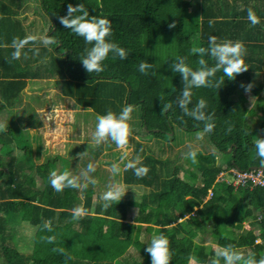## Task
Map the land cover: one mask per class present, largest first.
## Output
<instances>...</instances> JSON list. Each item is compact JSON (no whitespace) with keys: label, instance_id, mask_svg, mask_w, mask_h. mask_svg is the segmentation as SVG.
<instances>
[{"label":"trees","instance_id":"obj_1","mask_svg":"<svg viewBox=\"0 0 264 264\" xmlns=\"http://www.w3.org/2000/svg\"><path fill=\"white\" fill-rule=\"evenodd\" d=\"M20 1L23 0H0V44H10L15 37L30 35L17 17L15 6L20 5ZM38 2L43 17H48L51 23L49 35L58 44L52 45L51 51L42 45H27L30 47L26 46L24 51L27 49L30 53L39 47V54L33 52L32 58L28 55L24 63L26 69L22 68L20 59L11 58V44L5 48L0 46V116L25 87L27 77L56 76L58 73L57 82L63 94L74 99L77 106L103 115L108 110L119 113L126 105H132V115L139 117L141 132L171 142L177 138L176 129L203 130L202 122L184 115L178 106L177 97L181 95L183 82L181 75L171 70L176 58L186 57L189 66L197 68L200 57L191 54L190 50L208 47L209 38L215 36L218 41H242L247 49L245 64L249 69L234 80L224 77V84L219 89H192L189 109L203 98L207 104L206 114H214L215 128L206 134L214 152L204 154L198 150L197 163L189 161L185 171L180 166L167 171L168 166L163 161L146 156L142 162L149 168L147 175L137 177L133 170H126L125 189L137 183L154 188L141 196H123L107 209L94 190L86 189L83 197L76 188L55 191L46 175L49 169H56L52 161L36 166L44 188L37 187L32 175L28 174L23 180L21 171L16 169V158L27 156L30 143L23 138L21 130L6 128L0 131V244L7 264H151L150 255L145 251L151 238L141 239L144 227L147 233H163L168 237L170 264H211L216 250L203 237L207 233L214 237L218 248L231 245L238 251L244 248L247 254L255 253L257 259L264 256V220L255 216L256 210L264 214V186L236 188L226 181L217 183L223 170L261 167L254 145L258 136L264 138V91L252 76V71H264L261 60L264 43L260 35L252 31L243 33L244 21L226 17L222 6L214 0H204L200 12L192 10L193 0ZM78 2L84 4L90 16L110 19L112 35L108 39L129 53L127 59L113 58L110 53L103 62L102 72L85 70L80 58L91 45L64 28L57 19L66 13L68 3ZM172 22H175L174 28L169 27ZM204 59L210 65L214 63L209 56ZM40 60L46 64L47 73L30 72V62ZM141 62L152 65L146 74L139 71ZM221 77L222 71L217 72L216 79ZM249 83L253 87L246 92L241 85ZM256 101L260 104L258 110L254 108ZM169 103L172 107L162 112L164 105ZM256 114H259L260 123L254 118ZM130 125L132 132L128 145H141L133 137L135 133L141 134L134 128L138 124L130 122ZM229 128L232 129L230 132ZM16 152L23 155L17 157ZM68 169L65 164L60 170ZM186 177L190 182L185 180ZM210 189L213 196L207 198ZM80 202L88 215L74 220L72 210ZM133 207L135 213L132 216L129 211ZM187 215L190 216L186 223L179 221ZM14 217H20L25 226L37 227L32 255L19 252L12 231L7 232V223ZM129 217H132L131 221H127ZM251 217L259 222L260 228L247 226L237 239L227 235V230L241 226L240 223ZM46 223L51 231L44 227ZM208 224L212 226L211 231L207 230ZM49 237H54V241L50 243ZM131 245L134 250L128 251ZM54 249H63V253ZM126 252L131 254L123 259ZM121 258L122 262L119 261ZM221 264H224L223 260Z\"/></svg>","mask_w":264,"mask_h":264},{"label":"rangeland","instance_id":"obj_2","mask_svg":"<svg viewBox=\"0 0 264 264\" xmlns=\"http://www.w3.org/2000/svg\"><path fill=\"white\" fill-rule=\"evenodd\" d=\"M197 0L194 2L192 7L193 11L199 10L197 6ZM38 0H23L20 1V5L15 6L17 10V17H19L22 23L25 25L27 34L42 35L48 34L51 27L49 18L43 17L42 9L38 5ZM7 44H1L2 47H6ZM29 52L28 50H25ZM23 49V52H25ZM42 60L38 62H30L28 65V70L30 72H42L47 73V66ZM23 69H26V65H23ZM26 66V67H25ZM30 75V74H29ZM255 82L261 87L264 86V76L260 73L252 74ZM259 76V77H258ZM59 75L57 73L54 75H40L38 77H27V85L20 96L21 101L18 102V109L14 110L13 115H18L21 120L17 124L10 123L9 120L4 121V124L8 128L18 132L21 129L24 133L23 138L28 139L31 143V149L29 148V153L33 155V149L40 154V161L42 160V153L49 152L50 147L55 146V152L60 156V158H68L71 163V169L76 173L75 176H79L82 171L87 168L89 163L95 165V172L90 173V176L98 180V177H105L106 184H118L125 190L124 196H141L144 193H149L153 186L144 185V183H137L128 185L125 189V184L122 180L123 171L125 169V164L127 160L121 161L122 150L118 149L116 145L110 140L107 143H103L100 146H95L92 141V136L95 131V126L97 123L96 113L92 109H86L81 106H77L74 99L63 94L60 84L57 82ZM49 80V81H48ZM264 88V87H263ZM33 90V91H32ZM260 104L258 101L255 102L254 108L258 110ZM137 109V108H136ZM138 110V109H137ZM41 113V114H40ZM75 114L76 122L73 123L72 116ZM11 116V113L9 114ZM38 119L40 125L35 127H30L28 130L26 125L30 123L33 119ZM259 123L260 118L259 114H256L254 117ZM131 123L139 125V117L137 115H132ZM134 127L135 130H142L140 125ZM131 126V125H130ZM202 131H179L176 129V140L167 141L159 140L155 137H149V135L144 134L142 131L141 134L135 133L133 136L137 142H140L141 145L133 143L132 145L126 147V151L129 152L128 160H134L136 157H139L143 160L146 156H153L163 161L166 166H168L167 171H173L174 166H180L182 170H187L189 167V159L185 158V153L191 149L196 151L201 150L204 154L214 152L213 146L209 143L208 137L206 134L203 135L202 139H198ZM114 149V150H113ZM24 151V150H23ZM63 152V153H60ZM58 160L57 166L61 168L65 164L64 161ZM229 158V156L227 157ZM32 159L30 157L23 156L21 160L17 161L19 168L25 171L24 176L30 174L32 171L29 169V165L32 164ZM119 165L121 171L117 175H113L111 172L112 164ZM221 164V163H220ZM224 163H222L223 165ZM225 167V165H223ZM260 166H254L257 168ZM77 169V170H76ZM238 169V168H236ZM34 172V171H33ZM36 173H33V175ZM231 178L229 171H221L220 174ZM38 180H41L39 175L37 176ZM219 178V176H218ZM221 179V178H220ZM186 181L190 182L188 177L185 178ZM81 184L84 183L83 179L80 180ZM41 185V184H40ZM95 185L89 184L88 187H95ZM108 188V187H107ZM84 189H81L83 191ZM107 190V189H106ZM106 190L100 191L98 197H101L102 193ZM97 197V196H96ZM135 208L133 207L130 210L129 214L134 215ZM190 215L181 217L179 221L186 223V219ZM132 217H129L127 221H131ZM250 228L257 229L260 228L258 221L248 222ZM29 225V224H28ZM23 225L20 217H14L10 219L7 223V232H11L13 236V242L15 247L21 253L32 255L34 250V234L37 227L33 225ZM75 225H80L75 223ZM242 226V225H241ZM208 231L212 230V226L208 224L206 226ZM247 230V226L242 227H232L230 230L226 231L228 236L234 237L237 239L243 232ZM237 234H239L237 236ZM153 234L146 231L145 227L143 228L141 239L147 240L149 237L152 238ZM203 237L208 241L207 243L211 246H214V250L218 249V244L213 236L209 233L203 235ZM12 243H9V245ZM240 249V248H238ZM134 247L131 245L128 248V251H133ZM241 252L245 255L247 251L244 248H241ZM136 253V252H134ZM131 253L126 252L125 258H129ZM0 262L2 264H7L6 258H3V252L0 244ZM122 258L119 261L122 262ZM32 262H35L33 259ZM133 261L132 259L129 260ZM117 264V263H113Z\"/></svg>","mask_w":264,"mask_h":264},{"label":"clouds","instance_id":"obj_3","mask_svg":"<svg viewBox=\"0 0 264 264\" xmlns=\"http://www.w3.org/2000/svg\"><path fill=\"white\" fill-rule=\"evenodd\" d=\"M57 19L64 28L70 29L74 34L82 37L85 44L91 45L90 48H85L84 54L80 58L83 67L88 73L102 72L103 62L108 58L110 53L113 58L127 59L129 53L119 44L108 39L112 35L110 19L95 15L90 16L89 11L83 3H68L66 13L58 16ZM247 19L252 26L260 23L259 17L252 8L247 10ZM209 23L213 22L210 21ZM175 26V22L169 24L170 28H174ZM30 43L42 45L51 51V46L58 44V41L46 33L39 36L35 34L27 35L24 38L15 37L11 42V48L13 49L11 58L13 60L20 59L22 50ZM32 51L38 55L39 47L33 48ZM190 53L200 57L197 61V68L193 69L190 67L187 63V58L181 56L173 62L171 70L179 73L183 82L181 95L177 97L178 106L184 115L203 123L202 133L198 137V139H202L204 134L211 133L215 128L213 122L214 114H206L205 109L207 104L203 98L191 110L189 109L188 105L191 102L192 89L201 87H215L219 89L224 84V77L234 80L238 74L247 71L249 69L245 64L247 49L242 41H218L217 37L211 36L208 47H193ZM205 56L211 57L214 63L210 65L204 59ZM151 67V64L141 62L139 71L146 74L147 70ZM221 71L223 77L216 79L217 72ZM241 86L245 88L246 92H250L253 84L249 83L246 86L242 84ZM171 107L170 103L165 104L162 112L167 111ZM133 111L132 105H126L119 113L108 110L106 114L98 115L92 141L97 147L103 143H107L109 140L113 142L118 149L122 150L121 161L127 160L124 170L131 169L137 177H143L147 175L149 168L143 165L139 157H136L134 160H128L129 152L125 150L132 132L130 121L132 120ZM6 128V124L0 123V131H5ZM231 130V128L228 129L229 132ZM254 146L256 157L261 167H264V138L258 136ZM197 155L198 152L190 148L185 153V158L195 164L197 163ZM120 171L119 165L112 164L111 172L113 175L119 174ZM93 172H95V165L92 163H89L79 176H72L68 170H64L63 172L54 170L50 173V184L57 192L63 191L65 187L84 189L89 184H97L98 181L90 176V173ZM81 179L84 181L83 184L80 183ZM125 193V190L118 184L108 185L107 190L100 197L101 201H103V207L107 209L113 202H119ZM87 215L88 211L83 204L74 207L72 210L74 220H79ZM44 227L51 231L48 223ZM54 239V237H49L48 241L51 243ZM147 245L145 251L150 255L151 264H170V242L166 235L163 233L154 235ZM54 251L63 253V249H54ZM221 260H223L224 264H264V256L257 259L255 253L249 252L245 255L243 252L234 249L231 245L218 248L215 251V258L212 259L211 264H221Z\"/></svg>","mask_w":264,"mask_h":264},{"label":"crops","instance_id":"obj_4","mask_svg":"<svg viewBox=\"0 0 264 264\" xmlns=\"http://www.w3.org/2000/svg\"><path fill=\"white\" fill-rule=\"evenodd\" d=\"M193 1L195 2L196 0H193ZM197 1H198L197 2V6H199V10H196V11L197 12H200L201 11V8H202L201 3L204 0H197ZM214 1H216L215 3H217V4H219V5L222 6L223 13H224V15L226 17H228V18L237 17L238 19H241L242 21H244L245 29L243 30V33H246V31H252L253 34H255V35L259 34L260 37H261V42L264 43V0H214ZM249 8H252L255 11L256 15L259 17L260 23H258L255 26H252L251 23L249 22V20L247 19V10ZM11 15H13V14H11ZM10 44H7V45H10ZM0 46H1V44H0ZM27 47H30V46H27ZM32 54H33V52H30V53L27 52V51L23 52V50H22V55H21V58H20L21 62L26 63V60L28 58V55H29L30 58H32ZM261 60H262V63H263L264 62V58H261ZM253 73L254 74L255 73H260V74H263V76H264V71H261V72H259V71H257V72L252 71V74ZM0 80H1V78H0ZM26 85H27V83L25 84V87H26ZM25 87H23L22 91L17 95V97L15 98V100L13 101V103L12 104H9L8 108L2 112V115L0 116L1 123H4V121H6V120H9L10 123H15V124H17L18 122H20L21 118L18 115H13V113H14V110L15 109H18L15 106H18V102L17 101H21L20 96L22 95V92L25 89ZM263 87H261L262 88V91H264V88ZM0 92H1V90H0ZM263 96H264V93H263ZM10 113H11V116L9 115ZM73 118H74V120L72 122L75 123L76 122L75 114L72 116V119ZM38 125H40V123H38V119L35 118L32 121H30V123L28 125H26V128H27V130L30 127L38 128V127H36ZM7 128H8V126H7ZM19 130H21V129H19ZM30 145H31V143H30ZM128 146H130V145H128ZM30 149H31V146H30ZM55 149H56V147L55 146H52V148L50 147V151L48 153L47 152H43L42 153V157L43 158H42L41 161H40V154L35 151L36 149H33L34 150L33 151V155H32L31 152L30 153L28 152V154L26 156L27 158L30 157L32 159V161H33L32 164L29 165V169L32 171L29 175H32L36 179V181H37V187H41L42 186L41 188H44V186H43L44 184L42 183V176H40V174L38 173V171L36 169V166L41 165V164H44V163H46L48 161H52L56 165V169L55 168H51V169H49L47 171V174L46 175L49 176V177H50V173L52 171H54V170L55 171H58V172H61L60 169L65 164L68 165V168H69L68 171L71 173L72 176H75L76 173H77V172H75L74 170L71 169V163L68 160V158H64V157L60 158V156L58 154H56L57 152H55ZM60 153H63V152H60ZM19 154H20V152H16V156L17 157L23 155V154H21V155H19ZM6 157H7V159H9V156H6ZM3 158H4V156H3ZM59 158L62 161L65 160L64 161L65 164L63 166H61V168L57 166ZM16 159L18 161V160H21L22 158L21 159L16 158ZM16 165H17V163H16ZM32 165L34 166L33 169L30 168V166H32ZM18 167L16 169L19 170V171H21L20 174L23 176L22 179L23 180L26 179V176L27 175L24 176L25 171L22 172V169L21 168L18 169ZM125 172L126 171L124 170L123 171V176H122L123 182H124V174H125ZM33 173H36V175L35 174L33 175ZM38 175H39V177H41V180H38V178H37ZM97 181L98 182H97V184H96L95 187H91V188L90 187H87V188H84L83 191H81V189H78V193L80 194V197L81 196L82 197L84 196V191L86 189L94 190V192H95L96 195H99L98 193L100 191L107 189V187H108L109 184H106V182H105L106 181V178L105 177H100L99 176ZM80 183H81V181H80ZM217 183H223V181H220L217 178ZM124 184H125V182H124ZM234 187H236V186H234ZM239 187H241V186H239ZM236 188H238V187H236ZM212 196H213V191H212V189H210L207 198L212 197ZM96 201H98V200H96ZM79 204H82V203L80 202ZM258 213H259V210H256L255 211V216H257ZM250 221H256V220H254L251 217L249 220L243 221L240 224L242 226L243 225L244 226H251L248 223ZM242 226H238V227H242ZM257 242H261V239H257ZM211 248L213 249L214 246H212Z\"/></svg>","mask_w":264,"mask_h":264},{"label":"built area","instance_id":"obj_5","mask_svg":"<svg viewBox=\"0 0 264 264\" xmlns=\"http://www.w3.org/2000/svg\"><path fill=\"white\" fill-rule=\"evenodd\" d=\"M229 174L231 175L230 179H227L228 177H225V175H218V179L220 181H226L236 187L249 186L253 188L255 186H264V167H257L250 170L233 168L229 170ZM258 218L259 220H264V214L258 213Z\"/></svg>","mask_w":264,"mask_h":264},{"label":"bare ground","instance_id":"obj_6","mask_svg":"<svg viewBox=\"0 0 264 264\" xmlns=\"http://www.w3.org/2000/svg\"><path fill=\"white\" fill-rule=\"evenodd\" d=\"M49 81V80H48ZM33 91V90H32ZM41 114V113H40ZM114 150V149H113Z\"/></svg>","mask_w":264,"mask_h":264},{"label":"water","instance_id":"obj_7","mask_svg":"<svg viewBox=\"0 0 264 264\" xmlns=\"http://www.w3.org/2000/svg\"><path fill=\"white\" fill-rule=\"evenodd\" d=\"M231 149H229V151H230ZM254 167V166H253Z\"/></svg>","mask_w":264,"mask_h":264}]
</instances>
